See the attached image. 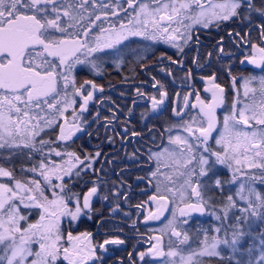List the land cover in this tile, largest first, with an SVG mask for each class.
I'll use <instances>...</instances> for the list:
<instances>
[{"label":"flooded vegetation","instance_id":"obj_1","mask_svg":"<svg viewBox=\"0 0 264 264\" xmlns=\"http://www.w3.org/2000/svg\"><path fill=\"white\" fill-rule=\"evenodd\" d=\"M139 2L149 3L150 7L157 6L153 0ZM253 2L257 7L264 5V0ZM66 3L78 4L79 0H66ZM135 4L136 0L134 7L129 8L127 0H95L93 5L90 0L86 5L87 11L70 9L74 15L83 12L84 19L73 21L75 27L69 31H82L85 26H89V16L94 18L103 12L109 15H101V20L95 21L90 36L93 33L100 34V27L115 25L119 28L121 23L128 24L135 16L138 11ZM100 5L107 7L102 8ZM113 12L116 14L113 15ZM184 24L191 27L172 26L179 28L174 41H165L159 33L156 39H150L152 29L149 28L147 35L130 36L113 49L81 55L83 63L72 68L70 78L75 81V87L81 88L83 95L92 91L93 99L89 101L87 109L80 110L83 95H74L75 88L70 84L67 91L70 99H75V104L68 107L62 116L57 114L56 123L45 127L36 138L37 141L44 139L48 144L41 146L37 143L35 149L23 146H6L4 150L0 148V164L12 171L14 177L2 179L10 184L15 181L16 173L33 175L27 169L38 165L41 160H50L58 165H66V162L71 161L75 165L72 175L65 176L63 181L53 177L52 184L65 185L60 194L68 200L72 211L77 201L82 207L84 197L92 187L97 188V192L90 197V207L84 209L76 220L69 216L61 220L65 240L69 233L73 236L90 234L84 243L90 241L95 249V258L89 264H173V261L179 264V257L166 255L170 248L190 255L199 253L206 243H212L213 237L223 239L227 232L234 230V225H243V215L250 214L243 211L248 207V200L241 198L240 186L244 185L245 197L250 187L258 191V169L244 166L237 172L234 164L229 167L228 164L213 163L207 176H193V180L201 182L205 211L180 216L176 211L177 206L183 207L179 193L185 192V201L196 202V197L191 195L186 186L181 187L187 177L179 175V172H187L196 166V161L188 169L177 165L175 162L179 160L182 164L187 153L181 156L182 146L170 143L169 137L179 135L193 142V152L199 158L204 148L210 152L221 150L222 146L216 144L215 140L223 132V118L233 111V105L237 114L245 104L259 111L261 93L249 92L245 96L242 77L255 76L257 79L249 87L258 89L259 78L264 76V68L249 62L252 55H258L253 46L264 47V36L261 35L264 15L245 8L241 15L229 20L213 19L207 28L203 24H193L189 19H185ZM181 33L185 34L183 38ZM91 62L99 66V71L92 67ZM212 76L215 80L210 79ZM86 81H92L96 88L93 89ZM213 84H219L224 89V102L216 108L218 124L212 132V138L207 145H201L183 127L191 123L193 128H198L202 121L206 123L196 98L198 96L204 104L210 103L213 92L209 89L213 88ZM101 88L103 91H100ZM161 92H167L164 103L153 109L152 98L161 99ZM177 112L181 115L177 116ZM246 114L250 115L251 109ZM74 123L81 130L75 131L71 139L59 140L61 126L67 132ZM258 127L264 126L254 125V128ZM236 128L254 130L242 124L236 125ZM41 148L42 151L38 150ZM165 148L172 155L164 154L158 160L153 154L163 153ZM56 151L61 152V156H56ZM97 152L99 156H96ZM68 153H75L79 160ZM204 155H209V152H204ZM210 159L215 161L216 157L211 156ZM76 172L80 175L77 176ZM153 172L157 173L156 176L152 175ZM164 174L172 176L175 183L167 180ZM216 180L221 181L220 186L216 185ZM167 188H173L176 195L167 191ZM59 191L49 186L46 195L52 199V193ZM160 196L167 197L166 206L165 201L159 199ZM228 196H232L235 207L230 208L225 216ZM30 209L28 217L39 214V209ZM173 212H176V219L169 225V221L173 220ZM150 213L159 214L160 218L148 219ZM184 220L187 223H182ZM256 221L257 218L251 217L248 227L257 228ZM173 228L181 232L180 238L172 235ZM184 234L189 239L181 244L179 239ZM156 237L161 238L159 248L165 255L151 254L150 249L156 244ZM113 240L123 243H105ZM218 251L219 256H195L193 264H236L238 261L228 254L226 245L221 244ZM141 253H145L143 259Z\"/></svg>","mask_w":264,"mask_h":264},{"label":"snow or ice","instance_id":"obj_2","mask_svg":"<svg viewBox=\"0 0 264 264\" xmlns=\"http://www.w3.org/2000/svg\"><path fill=\"white\" fill-rule=\"evenodd\" d=\"M153 2L156 7H150L149 3L136 0L135 7L138 11L128 24L139 27H129L128 24L121 23L119 28L115 25L108 28L100 27V34L93 33L90 36L95 21L101 20V15L107 17L109 13L103 12L101 15H95L94 18L89 16V26H85L82 31H69L75 27L73 21L79 22L84 19L83 12L74 15L70 9L87 11L86 5L90 0H79L78 4L66 3V0H0V148L23 146L35 149L37 143L41 146L49 143L44 139L37 141L36 138L45 127H51L56 123L57 114L62 116L68 107L75 104V99H70L67 91L69 85L75 88L74 95H83L81 88L75 87V81L70 78L72 68L76 64L83 63L81 55L88 56L103 52L105 49H113L130 36L147 35L149 28L152 29L150 39H156V34L159 33L165 41H174L179 28L172 27L173 25L191 27L184 24L185 19L191 20L193 24H203V27L207 28L213 19L229 20L241 15L245 8L264 15V5L257 7L253 0H219V2L207 0L206 3L205 0H168V2L153 0ZM92 3L94 5L95 0H92ZM127 4L129 8H133L134 0H127ZM100 6L107 7V5ZM170 28L171 32H169ZM180 35L183 38L185 34ZM261 35L264 36V28L261 29ZM253 47L258 55H252L249 62L264 68V47ZM91 63L92 67L99 71V66L95 62ZM210 79L215 80V77L212 76ZM242 79H244V95L248 96L249 92L255 94L259 91L262 102L258 106L259 111L245 104L238 114L233 105V111L223 118V132L219 139L215 140L216 144L222 146L220 151L210 152L208 148H204L197 158L193 152V142L179 135L175 138L169 137L170 143L182 146L181 156L187 153L182 164L179 160L175 162L177 165L188 169V166L196 161V166L188 169L187 172H179V175L187 177L181 187L186 186L191 195L196 197V202L185 201V192L179 193L183 207L177 206L176 211L182 217L193 212L205 211L201 182L198 179L193 180V176H207L213 163L228 164L229 167L234 164L237 172H240L244 166L261 169L260 182L264 184V127L254 128V125L264 126V76L259 78L258 89L249 87L252 81L257 79L255 76L242 77ZM85 83L92 85L93 89L96 88L92 81ZM209 90L213 92L210 103L204 104L198 96L196 98L201 105L200 110L206 118V123L202 121L198 128H193L191 123H186L183 127V130L189 136L195 137V141L201 145H207L208 140L212 138V132L216 130L218 124L216 108L224 102V89L219 84H213V88ZM100 91L103 89L101 88ZM160 96L159 100L152 98L153 109L164 103L167 92H161ZM92 99V91L83 95L80 110L85 111ZM250 109L251 114L247 115ZM176 115L179 116L181 113L177 112ZM239 124L247 125L254 130H239L236 128ZM80 130L79 125L75 123L67 132L61 126L59 140L71 139L75 131ZM38 150L42 151V148ZM204 152H209V155H204ZM164 154L172 155L167 148L163 153L153 155L159 160ZM55 155L61 156V152L56 151ZM68 155L79 160L75 153ZM99 155L100 153L97 152L96 156ZM211 156H215L216 160L211 161ZM74 166L71 161L66 162V165H58L50 160L47 162L41 160L38 165L28 168L27 171L37 173L46 183L35 177L24 181L15 179L11 187L7 183H0V245H2L0 253H3L0 255V264H63V262L89 264V261L95 258V249L90 241L84 243L90 234L73 236L69 233L65 240L61 231L62 218L69 216L72 220H76L84 209L90 207V197L97 192V188L92 187L84 197L82 207L77 201L74 211L69 208L68 200L60 194L65 185H53L52 178L63 181L65 176L72 175ZM75 174L80 175L79 172ZM156 174V172L152 173L153 176ZM164 175L167 180L175 183L172 176ZM0 177H13V172L0 166ZM252 179L255 180L256 177L253 176ZM215 183L217 186L221 185L220 180H216ZM49 186L60 190L52 193L54 197L52 199L46 195ZM167 191L176 195L173 188H167ZM244 191L242 184L241 198L248 200V207L243 211L250 212L251 217H258L264 223V193L250 187L245 197ZM159 199L165 201L166 206L167 197L160 196ZM227 201L224 208L225 216L230 208L235 207L232 196H228ZM21 205L25 208L39 209L38 220L31 222L26 215L21 214ZM172 215L173 220L169 221V225L174 223L176 212ZM159 218V214L150 213L148 216V219ZM217 219L220 217L217 216ZM182 223H187V220ZM233 228L235 230L231 234V239L227 234L223 239L213 237L212 243L210 245L206 243L199 253L185 257L170 248L166 255L179 257V264H193V259L197 255L219 256L218 248L221 244L228 246L234 254L241 253L240 245L248 236V232L243 230L242 224L234 225ZM216 231L219 232L220 229L217 228ZM172 235L177 238L182 236L181 232L174 228ZM259 235L261 245L259 258L249 259L247 264H264V232ZM155 239L156 244L150 249L151 254L165 255L159 248L161 238ZM188 239L189 237L184 234L183 238L179 239V243L183 244ZM105 243L118 244L123 241L113 240ZM245 251L249 255L253 253L251 247ZM144 255L145 253L140 254L141 259ZM173 264L176 262L173 261ZM236 264L242 262L238 260Z\"/></svg>","mask_w":264,"mask_h":264},{"label":"trees","instance_id":"obj_3","mask_svg":"<svg viewBox=\"0 0 264 264\" xmlns=\"http://www.w3.org/2000/svg\"><path fill=\"white\" fill-rule=\"evenodd\" d=\"M2 149L4 150L5 147L2 148ZM3 154H5V153H3ZM4 159H5V155H4ZM4 162L8 164V162L6 160H4ZM9 163H10V161H9ZM10 165H12V164L10 163ZM261 171H262L261 169L257 170V181H258L257 189H258V192L264 193V184H262L260 182ZM31 212H33V211H31ZM31 215H30L31 216V220L30 221L34 222L35 221L34 219H36L37 216L35 214H31ZM30 216H29V218H30ZM243 217H244V219H243V222H244L243 223V230L248 232V236H246L244 238V240L241 242L240 248H241V253L242 254L241 253H235L234 254L232 252V250L230 248H228V246H226V249H228V254L231 255L234 260L237 259V260L241 261L242 264H247V261L249 259L254 260V257H255L256 253L260 254L261 245L259 243V241H260V235L259 234L261 232H264V223H262L258 217H253V219L257 218L256 222L258 223V227L255 228V229H251L247 225V223L251 220V215L250 214H246V215H243ZM234 230H231V231L227 232V237L229 239H231V234H232V232ZM0 247H2V245H0ZM250 247L253 249V253L251 255H249L247 253V251H245L246 249H248ZM0 255H2V253H0Z\"/></svg>","mask_w":264,"mask_h":264},{"label":"rangeland","instance_id":"obj_4","mask_svg":"<svg viewBox=\"0 0 264 264\" xmlns=\"http://www.w3.org/2000/svg\"><path fill=\"white\" fill-rule=\"evenodd\" d=\"M0 166H3V167H5V165L4 164H0ZM6 168V167H5ZM38 178V179H41V181H42V183H46V182H44L43 181V178L42 177H39L38 176V174L37 173H33V175H31V176H28V175H26V174H23V173H16V179H20V180H22V181H24V180H30V179H32V178ZM0 183H6V182H4L3 181V179H2V177H0ZM14 183H15V181H12L11 182V184L10 183H7V184H9V186L11 187V186H13L14 185ZM48 190V189H47ZM30 208H25L23 205H21L20 206V211H21V214H23V215H26L27 216V218H28V220L30 221L31 220V218H29L28 217V214H27V212L29 211L30 212ZM40 212V211H39ZM37 216V218L36 219H34L35 221L36 220H38V218H39V215H36ZM34 221V222H35ZM22 224H23V222H22ZM212 241V240H211ZM210 244H211V242H210ZM35 247V246H34ZM231 252V251H230ZM3 254V253H2ZM233 254V253H232ZM180 255H182V256H185V257H187L188 255H190V253H182V252H180ZM259 253H256L255 254V257H254V260H256V259H258L259 258Z\"/></svg>","mask_w":264,"mask_h":264}]
</instances>
